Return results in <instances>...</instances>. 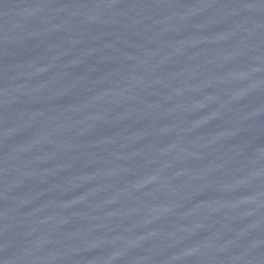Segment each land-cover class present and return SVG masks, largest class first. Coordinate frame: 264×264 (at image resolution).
<instances>
[{
    "label": "water",
    "instance_id": "1",
    "mask_svg": "<svg viewBox=\"0 0 264 264\" xmlns=\"http://www.w3.org/2000/svg\"><path fill=\"white\" fill-rule=\"evenodd\" d=\"M0 264H264V0H0Z\"/></svg>",
    "mask_w": 264,
    "mask_h": 264
}]
</instances>
